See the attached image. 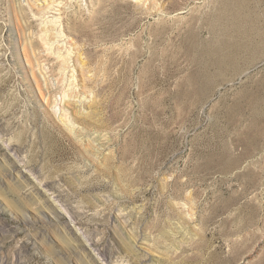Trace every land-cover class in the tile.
I'll list each match as a JSON object with an SVG mask.
<instances>
[{"label": "rangeland", "instance_id": "374dc122", "mask_svg": "<svg viewBox=\"0 0 264 264\" xmlns=\"http://www.w3.org/2000/svg\"><path fill=\"white\" fill-rule=\"evenodd\" d=\"M0 264H264V0H0Z\"/></svg>", "mask_w": 264, "mask_h": 264}, {"label": "bare ground", "instance_id": "6f19581e", "mask_svg": "<svg viewBox=\"0 0 264 264\" xmlns=\"http://www.w3.org/2000/svg\"><path fill=\"white\" fill-rule=\"evenodd\" d=\"M232 10V9H231ZM239 10V9H238ZM232 12H233V15H237L238 16V14H237V12L234 10H232ZM235 12V13H234ZM232 14V13H231ZM236 17V16H235Z\"/></svg>", "mask_w": 264, "mask_h": 264}]
</instances>
